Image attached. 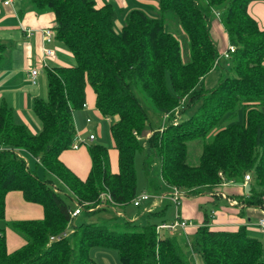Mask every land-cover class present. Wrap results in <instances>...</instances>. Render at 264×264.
Returning a JSON list of instances; mask_svg holds the SVG:
<instances>
[{"label":"trees","instance_id":"obj_1","mask_svg":"<svg viewBox=\"0 0 264 264\" xmlns=\"http://www.w3.org/2000/svg\"><path fill=\"white\" fill-rule=\"evenodd\" d=\"M252 1L264 0H156L159 18L130 10L117 33L111 4L28 0L35 12L52 14L54 39L74 64L46 69L47 98L32 102L40 123L37 133L14 123L11 108L0 104V220L5 195L12 191L21 192L25 201L40 205L43 212L40 220L9 223L25 240L11 253L0 230V264H94L95 249L114 251L117 264H195L193 254L201 264H264L261 243L244 226L217 229L206 219L190 237L179 238L177 232L183 229L160 235L157 223L138 225L111 211L113 206L131 205L137 196L133 159L142 149L157 157L160 178L168 188L197 196L204 190L216 191L223 183L241 184L249 174L247 197L228 198L247 206L262 205L264 29L247 13ZM165 12L183 32L185 59L181 42L164 24ZM216 17L234 48L226 58L218 55L210 34ZM4 50L0 44V63ZM213 70L219 73L216 84L201 87V80ZM86 86L100 115L115 118L109 131L118 168L110 171L105 147L88 144L91 165L81 180L59 155L69 149L75 135L72 113L85 103ZM146 101L160 117L158 129L149 126ZM196 104L195 111L186 115L184 109ZM238 107L242 121L220 126L223 116L234 114ZM176 109H183L180 117L174 116ZM193 141L201 142L195 165L187 161V143ZM23 154L41 168L43 178L26 167ZM46 174L68 195L55 192ZM72 197L84 203L78 224L69 217ZM69 225L70 236L49 242Z\"/></svg>","mask_w":264,"mask_h":264},{"label":"crops","instance_id":"obj_2","mask_svg":"<svg viewBox=\"0 0 264 264\" xmlns=\"http://www.w3.org/2000/svg\"><path fill=\"white\" fill-rule=\"evenodd\" d=\"M93 1L99 6L110 3L112 5V2L108 0ZM140 1L155 5L153 1ZM122 2L127 5L128 1L117 0V3L122 6L121 10H123V5H125L122 4ZM127 9L123 10V12L125 11L124 16L135 8ZM123 12H121V15ZM247 13L257 22L259 29H264V1L250 2L247 5ZM114 21H116L117 24L120 23V19L117 21L116 16ZM54 25L55 22L51 13L35 12L29 6L28 0H16L9 7L2 6L0 0V44L5 46L2 62L0 63V104L5 103L10 107L13 122L25 125L31 133H37L40 130V123L32 112V102L34 99L42 98L45 95V89H43L42 85L46 83V78H40L41 70L46 71V69L41 68L43 46H47L54 51V58L45 59V62L50 65L49 68L69 67L74 64V60L73 58L70 59L71 54L60 43L56 42L55 39L45 45L38 32L27 37L23 31L54 28ZM210 34L215 44H217L216 46L220 48L218 53L223 52L228 43L219 20L216 18L211 21ZM32 69L39 70L35 85H31L28 78V73ZM38 76L39 82H37ZM94 104L95 96L91 88L86 86L85 107L74 110L72 113L75 132L80 138L81 134L86 131L87 124L90 123H86V119H90L88 116L89 112L94 113L98 117H102L96 110ZM114 119H112V122ZM93 136L95 140V135L93 134ZM88 144L90 143L87 142L77 149L69 148L59 155V160L81 180L87 177L91 165L90 157L87 152ZM108 157L110 171L112 173L117 172V152L113 147L108 150ZM23 159L26 167L30 169V161L26 159L24 155ZM248 187L249 183H243V181L241 184H232L228 182L221 185L216 191L204 190L197 196L184 195V197L180 199L178 211H175L178 212L177 215L180 218L190 221L191 226L182 230L183 233L180 232L181 235L179 234L178 237H183V235L190 237L194 229L202 225L206 219H209V226L217 229L233 230L239 226H244L247 231L252 230L254 232L257 230L260 232L256 227V222L258 218L264 215V198L261 206H247L245 203L239 201L240 199H234L238 204L237 206L231 207L227 204L226 200L220 196L221 193L225 194L227 197H230V195L233 197H247ZM161 201L155 200V202L152 203H149V201L147 202L150 204L148 207L157 203L158 205L153 207L152 210L154 208H159ZM205 204H209L210 208L201 211V206ZM129 213V215L132 216L129 222H137L135 219L139 217V215L134 214V211H130ZM161 214L162 213L159 215ZM42 216L43 212L41 206L25 201L21 192L12 191L5 195L4 217L0 220V230L4 234L6 249L9 253L19 249L25 244L24 238L13 231L9 223L22 220H40ZM173 216L169 220L173 219ZM253 217H255L254 220H252ZM193 219L197 221L196 224H193ZM163 220L165 219H161L155 223L158 224ZM192 256L196 257L197 255L193 254ZM197 259H199L198 256Z\"/></svg>","mask_w":264,"mask_h":264},{"label":"rangeland","instance_id":"obj_3","mask_svg":"<svg viewBox=\"0 0 264 264\" xmlns=\"http://www.w3.org/2000/svg\"><path fill=\"white\" fill-rule=\"evenodd\" d=\"M112 2L114 11H115V16L117 17V21L120 19V23L117 24L116 21L113 22V28L114 30L119 33L122 26L124 25V14L125 11L123 12V10H126L127 8H135L137 10H143L144 12H146L149 16L152 17H157L159 18V16H161V13H159L158 8H157V2L156 0H149V1H153L155 3V5H153L152 3H145L142 2L140 0H126L128 1L127 5L125 3L122 2L123 5V10H121V4L119 5V3H117V0H108ZM122 1V0H120ZM111 4V3H110ZM128 10V9H127ZM121 12H123V14L121 15ZM164 18V24L166 26L167 29H169L170 31L173 32L175 38L177 40H179V42H181V48H183V50L181 49V51L184 53L183 58L185 59V48H184V43L182 40V35L183 32L182 30L179 28V26L177 25V23L175 24L172 16L170 13L165 12L162 16ZM215 19V18H214ZM217 19V17H216ZM221 25V24H220ZM222 27V26H221ZM223 29V28H222ZM210 31H211V24H210ZM224 31V30H223ZM224 34L226 36V33L224 31ZM227 39V37H226ZM213 43L215 45V48L217 50V52L220 50L219 47H217L215 44L214 39ZM219 44V43H218ZM221 53H218L219 56H221ZM72 59V56H70ZM2 62V61H1ZM48 67H50L49 64H47ZM43 68V67H41ZM45 69V68H43ZM42 72H40V78L41 77H45V71L41 70ZM46 78V77H45ZM219 78V73L216 70L211 71L209 74H207L200 82V86L205 88V89H210L212 88L217 80ZM46 81V79H45ZM37 82H39V76L37 79ZM43 89H45V95L41 98V99H46L47 98V90H46V83H44ZM144 104V111L147 114L148 120H149V126H151V128L153 129H158L161 125V120L160 117L151 109L149 103L146 101L143 103ZM196 105H194L193 107L190 108H185V114L186 115H190L192 114L195 109H196ZM190 109V110H189ZM262 111L264 112V107L261 108ZM183 111V109L181 110ZM181 111L179 110H175L173 112L174 116H178L180 117L181 115ZM88 116L90 118V123L87 124V129L85 132H83L81 134V138L85 139L87 138L89 133H93L95 135V140L94 141H90V144H98L101 145L103 147H105L107 150H110L113 145H112V139L110 137V131H109V127L112 124V118H102V117H98L97 115H95L94 113L89 112ZM242 121V109L240 107H238L234 114L229 115L226 114L223 116V118L220 121V126L224 125H228L230 123H240ZM150 127H146L147 130H149ZM200 150H201V142L200 141H193V142H189L187 143V161L190 164H197L198 162V157L200 154ZM24 155V154H23ZM25 156V155H24ZM26 159H28L30 162V169L32 171H35L36 174L39 176V178H43L44 174L42 173V170L40 167L35 166L34 161L31 157H26ZM133 164H134V170H135V184H136V191L138 194H142L145 193L148 196H150V202H155V200H157L158 198L161 197L162 201H161V205L159 208H154L151 212V215H148V213H146L144 210L147 209V207L150 205L149 203H145L142 202L140 204L139 207H133L132 205H127V206H118L115 207L113 206L111 211L115 214L119 213L120 215H122L127 221H131V215H129L130 211H134V214H138L139 217H137L135 220L138 222V225H144L146 223H155L158 222L161 219H165L166 221H169L170 218H172V216L175 213V205L172 204L169 200H167V193H169L171 191L170 188L166 187L164 185V183L162 182L160 175H159V163H158V159L154 154H148L146 155L145 149H142L139 153H136L133 159ZM251 176V175H250ZM45 178L47 180L52 181L53 185L58 187L60 190H62L63 194L66 196L68 195L66 193V191L64 190V188L58 184V182H56V180L53 177H50L49 175H45ZM251 180V178H250ZM244 183V182H243ZM224 184V183H223ZM210 205L209 204H205L204 206H201V211H204L205 209H209ZM164 209V212L159 215V216H155L152 213H156L159 211H162ZM115 211V212H114ZM120 216V217H122ZM135 216V215H133ZM174 217V216H173ZM262 217V216H261ZM255 217H253L252 220H254ZM259 219V218H258ZM82 220V216H77L76 218H74L73 220V224H78L80 223ZM193 224H196V220L193 219L192 220ZM191 226V225H190ZM72 229V225H69L67 230H71ZM187 229V228H185ZM184 229V230H185ZM181 231H178L177 233H179ZM248 235L253 237L254 239L258 240L261 243L262 246V250H263V254H264V235H262L260 232L256 231H247ZM165 231L162 230L160 232V235H165ZM70 236V234L68 235ZM191 236V235H190ZM191 260H193V262L195 264H201L199 259H197V256H192L190 255ZM92 259L94 261V264H117V254L114 251H109V250H103V249H95L92 252Z\"/></svg>","mask_w":264,"mask_h":264},{"label":"built area","instance_id":"obj_4","mask_svg":"<svg viewBox=\"0 0 264 264\" xmlns=\"http://www.w3.org/2000/svg\"><path fill=\"white\" fill-rule=\"evenodd\" d=\"M16 0H1V4L4 7H9L11 6ZM217 14V13H215ZM25 33V35L27 37L32 36L35 32H38L42 38V41L44 42V44H49L50 42L53 41L54 39V30L52 28H45V29H40V30H24L23 31ZM234 48L230 45L227 44L226 49L222 52L220 57H227L228 53L233 52ZM47 58H54V51L52 49H50L47 46H43L42 48V55H41V67L48 69L49 67L47 66V63L45 62V59ZM38 69H32L29 71L28 73V78H29V82L31 85H35L36 84V76L38 74ZM85 107V103L82 105V108ZM178 118V117H177ZM90 119H86V123H89ZM173 124L176 123V119L174 118ZM94 140V136L93 134H89L86 138V140H83L80 138V136L75 132V135L70 143L69 148L71 149H77L79 146L86 144L87 142L93 141ZM250 180V176L249 174H245L243 176V182L247 183ZM51 187L53 188V190L59 194H62V191L58 189V187L54 186L53 184L51 185ZM171 191L167 194V199L175 205V210H176V206L179 205L180 203V199L182 197H184V193L176 188H170ZM220 196L226 200V202L228 203L229 206L233 207V206H237L238 202L232 199H229L225 194H221ZM101 198L103 197L104 199H106V201H109V196L107 194H102L100 196ZM73 198V203H74V208L69 211V217L70 218H76L82 211H83V206L84 203H77L76 200ZM150 196H148L145 193L142 194H137V196L131 201V205L133 207H139L140 204L142 202H148L150 200ZM159 202L161 201V197L157 199ZM106 202H104L103 204H101V206H105ZM158 204L154 203L153 206L147 207V209H145L144 211L146 213L151 212L152 208L157 206ZM89 211L92 210V208L88 209ZM115 212V211H114ZM115 215L117 216H122L119 213L115 212ZM123 217V216H122ZM191 225L190 221L185 220L180 218L177 215V212L175 211V215L173 217V219L171 221H165V222H160L156 225L155 227V231L156 233H160L162 230L164 231H173L176 228H180V229H185L187 227H189ZM256 226L259 229V231L264 235V215L262 217H260L257 222H256ZM68 229V228H67ZM65 230L62 233H60L57 236H50L49 237V242L52 241H58L64 238H67L69 234H71V230Z\"/></svg>","mask_w":264,"mask_h":264}]
</instances>
